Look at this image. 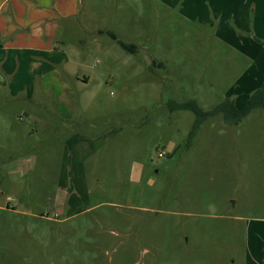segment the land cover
Instances as JSON below:
<instances>
[{
  "label": "rangeland",
  "instance_id": "374dc122",
  "mask_svg": "<svg viewBox=\"0 0 264 264\" xmlns=\"http://www.w3.org/2000/svg\"><path fill=\"white\" fill-rule=\"evenodd\" d=\"M41 1L48 65L0 82V264H264L263 109L167 108L264 87V0Z\"/></svg>",
  "mask_w": 264,
  "mask_h": 264
},
{
  "label": "crops",
  "instance_id": "0c3cea01",
  "mask_svg": "<svg viewBox=\"0 0 264 264\" xmlns=\"http://www.w3.org/2000/svg\"><path fill=\"white\" fill-rule=\"evenodd\" d=\"M48 13L41 0H0V82L15 81L22 65L27 66L22 71L29 72L32 67L40 70L48 65L47 53L51 50ZM3 50L5 55L1 53ZM12 51L26 53H9ZM25 58L32 65L28 66ZM8 88L13 96L25 93L18 84H9Z\"/></svg>",
  "mask_w": 264,
  "mask_h": 264
},
{
  "label": "trees",
  "instance_id": "16d2710c",
  "mask_svg": "<svg viewBox=\"0 0 264 264\" xmlns=\"http://www.w3.org/2000/svg\"><path fill=\"white\" fill-rule=\"evenodd\" d=\"M111 36L114 37V34L111 33ZM120 44L125 48L130 47L124 43ZM167 108L169 111L186 109L194 113L195 119L190 134L191 136H193L199 125L208 116L222 113L225 122L238 123L253 108H262L264 111V87L258 86L251 91L250 95L247 98V104L243 109H239L235 102L229 97H225L212 109L209 110H203L202 108H200L194 99H189L185 102L169 101L167 103Z\"/></svg>",
  "mask_w": 264,
  "mask_h": 264
}]
</instances>
